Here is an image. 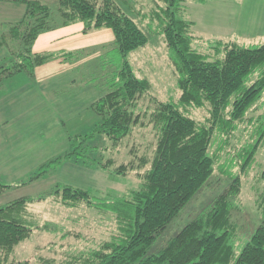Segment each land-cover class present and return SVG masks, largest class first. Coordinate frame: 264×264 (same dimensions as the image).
<instances>
[{
    "label": "trees",
    "instance_id": "16d2710c",
    "mask_svg": "<svg viewBox=\"0 0 264 264\" xmlns=\"http://www.w3.org/2000/svg\"><path fill=\"white\" fill-rule=\"evenodd\" d=\"M6 1L23 3L25 11L20 19L4 23L0 33V86L5 78L18 72L33 74L38 65L49 60L61 58L69 62L84 58L83 50L34 52L33 43L39 33L56 24L51 7L44 0ZM158 1L163 3L160 6L162 33L179 74L180 98L178 102L156 100V108L150 114L158 136L152 160L141 156L138 161L132 159L112 168V160L103 163L117 174L136 169V176L143 178L142 183L123 194L97 199L89 189L66 184L0 205V264H32L30 259H10V256L32 234L35 224L28 216V203L53 194H60L69 206L85 202L114 214L119 227V233L102 241L99 247L79 251L60 264H264V217L240 251L236 250L239 224L235 210L239 209L242 192L240 174L233 175L227 187L201 207L163 247L150 251L157 236L180 209L203 186L212 183L219 151L229 143L230 136L264 90V42L246 46L216 39V54L202 53L193 47L194 21L184 14L188 0ZM56 2L60 19L57 23L82 21L84 31L101 27L113 30L112 45L121 57V67L109 88L102 87V95L91 105L100 116L99 123L82 136L91 139L103 134L113 145H118L135 126L144 124L142 114L135 109L151 83L134 71L128 56L132 50L145 45L149 36L129 10L128 0H121V4L117 0ZM109 45L105 44L104 48ZM89 62H81L78 68ZM92 70L96 72L98 68L85 67L82 73L85 79ZM188 106L206 107L207 113L203 119H197L184 111ZM263 139L264 124L252 148L238 153L243 171L251 165ZM79 154V146L73 145L54 161L79 159ZM149 163L150 168L144 169ZM8 185L0 182V194ZM261 205L264 208V199Z\"/></svg>",
    "mask_w": 264,
    "mask_h": 264
},
{
    "label": "rangeland",
    "instance_id": "374dc122",
    "mask_svg": "<svg viewBox=\"0 0 264 264\" xmlns=\"http://www.w3.org/2000/svg\"><path fill=\"white\" fill-rule=\"evenodd\" d=\"M44 1L53 11L54 23L59 22L56 0ZM117 1L121 4V0ZM128 2L129 10L149 36L145 45L132 50L128 56L134 71L151 83L150 90L142 96L135 109L142 114L144 124L135 126L118 145H113L112 140L103 134L91 139L82 136L99 123L100 116L92 106L70 102L77 98H83L81 103L94 101L102 93V87L104 90L109 88V83L121 67V57L112 44L104 50L89 45L88 49L98 51L99 59L80 68L76 63L69 64L70 68L62 71L65 76H71L69 79L60 73L52 80L42 82V79L33 77L34 73L26 71L5 78L0 86V182L10 185L3 188L0 205L20 196L47 193L66 184L89 189L97 199L123 194L142 183L143 178L136 176V169L117 174L103 163L112 160V168L132 159L138 161L141 156H148L152 160L158 136L155 124L150 122V114L156 108V100L178 102L181 89L172 52L162 33V1ZM22 4L11 1L0 3V18L9 13V8L25 7ZM185 8V16L194 21L191 32L195 35L193 47L202 53L214 56L216 39L246 46H257L264 42V0H190L186 1ZM23 13L13 14L12 17L17 19L3 22V26L4 23L20 19ZM103 32L104 28L90 30V37L86 39L92 36L97 38ZM86 66L97 67L98 70H92L85 79L82 73ZM255 77L256 74L252 80ZM54 82L60 83L57 92L51 91ZM86 85L95 87L96 93L87 89ZM2 89L5 91L1 92ZM85 90L90 91L84 93ZM184 111L197 119H203L207 113L206 107L188 106ZM263 124L264 90L230 136L229 143L219 151L212 183L203 186L180 209L157 236L150 251L163 247L170 237L195 217L201 207L223 191L236 174H240L242 179L239 209L235 210L239 224L236 250L240 251L264 217L261 205L264 199V139L245 171L238 153H246L252 148L262 132ZM73 145L80 148L79 159L71 158L60 163L54 161L64 156ZM150 166L149 163L144 169ZM61 198L60 194H53L28 203V216L35 225L31 236L15 247L10 259H30L32 264H60L79 251L99 247L102 241L119 233L114 214L85 202L69 206ZM38 225L50 229L44 230Z\"/></svg>",
    "mask_w": 264,
    "mask_h": 264
},
{
    "label": "crops",
    "instance_id": "0c3cea01",
    "mask_svg": "<svg viewBox=\"0 0 264 264\" xmlns=\"http://www.w3.org/2000/svg\"><path fill=\"white\" fill-rule=\"evenodd\" d=\"M5 1L0 0V3H4ZM193 1L195 0H192V2ZM12 2L22 4L19 1H11V3ZM24 8L25 7L23 6H15V8H9L8 10L9 13H6V15L3 16V18H0V33L2 31L3 22L14 18L12 17V15L15 13L19 12L20 14H22L25 11ZM14 19H17V18H14ZM101 28H104L105 32H103V34H101V36L97 38L92 36V38L90 39L88 38L89 40L86 39V37H90L88 34L90 30L84 31V23L82 21H76V22L69 23V24L56 23L53 28L41 31L33 43L32 49L34 52H47L48 51V52L64 53V52H75L78 50H83V53L81 56L84 58L81 60L73 59L69 62L68 61L65 62L61 58L49 60L41 65H38L35 68L33 77L35 79L36 78L42 79V82H44V81L52 80L54 77H56L57 75L61 73L64 78L69 79L71 78V76L67 77L65 76V73L62 72L63 70L70 68L69 64L74 65L76 63L77 68H78V64H80L81 62L85 60H91V61L95 60L96 61L98 59L97 57L98 51L88 49V46L94 45L97 50H102V49L104 50L106 49L104 48L105 44L111 45L114 42V33L112 32L113 33L112 34L109 30L111 28L109 27H101ZM101 28H96V29L100 30ZM96 29H91V31L92 30L95 31ZM105 35H107V37H104ZM91 55H92V58H90ZM91 68H94V67H91ZM53 84H54V87L51 88V91L57 92L58 91L57 89L60 83L54 82ZM86 88L91 89L93 93H96L97 91L96 88L93 86L86 85ZM3 91H5V89H2L1 92ZM88 91L90 90H85L84 93H88ZM100 95H102V93H100ZM98 98L96 97L94 101ZM81 101H83V98H77L75 101L70 102V103H73L74 105L77 104L79 106L83 104L86 107L87 106L91 107V105L94 102V101H90V102L86 101V102L81 103Z\"/></svg>",
    "mask_w": 264,
    "mask_h": 264
}]
</instances>
